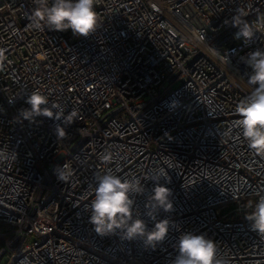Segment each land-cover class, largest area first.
I'll return each mask as SVG.
<instances>
[{"label": "built area", "instance_id": "obj_1", "mask_svg": "<svg viewBox=\"0 0 264 264\" xmlns=\"http://www.w3.org/2000/svg\"><path fill=\"white\" fill-rule=\"evenodd\" d=\"M96 31L36 30L32 0H0V264H172L183 233L217 243L221 264H264V236L245 217L264 195V155L248 147L236 108L254 85L242 61L264 33L243 43L231 18L264 13V0H99ZM228 21V24H225ZM78 116L16 119L27 96ZM10 101H13L10 103ZM16 153V159L12 154ZM111 156L105 161L103 156ZM68 166L72 175L59 181ZM159 183L171 190L173 211L155 249L117 230L99 236L85 211L98 178L139 177L133 218L154 226L145 203Z\"/></svg>", "mask_w": 264, "mask_h": 264}, {"label": "clouds", "instance_id": "obj_2", "mask_svg": "<svg viewBox=\"0 0 264 264\" xmlns=\"http://www.w3.org/2000/svg\"><path fill=\"white\" fill-rule=\"evenodd\" d=\"M99 0H32L35 5L31 15V26L36 30L45 28L53 31L71 30L74 36L88 37L92 35L98 26V17L95 11V4ZM249 14L243 8H239L231 18V26L236 28L234 38L242 39L243 43L251 41L254 36L264 33V13L257 15L255 21L249 23L244 17ZM228 24V21H225ZM3 53L0 51V59ZM242 61L251 70L248 82L254 85L249 96L242 100L236 111L240 119L236 121L237 126L242 130L243 137L248 141V147L255 153L264 155V50L257 48L247 54ZM13 101H10L12 103ZM29 107L19 110L16 119L35 122L37 117H47L53 120H63V126L57 124L55 135L59 139L66 137L64 125H71L78 116L74 109L65 115L64 110L54 104V111L46 106L49 103L48 97L39 91H33L25 101ZM6 154L0 151V160L6 159ZM16 159V153L12 154ZM105 161L111 156L102 157ZM60 167V166H57ZM56 167V168H57ZM59 181H67L72 175L67 165L64 171L57 173ZM164 178L170 182V176L160 168L154 174H145L144 180H151L155 183L152 194L148 196L145 203L146 215L154 221L151 230L143 219L133 218L134 197L144 195L145 184L141 178H121L119 175L108 172L98 178V186L94 189V198L85 211L90 214L88 222L93 226L94 231L101 237L113 235L120 230L121 239L134 241L138 237L143 239L145 247L155 249L156 245L163 242L169 232V219H157L159 210L164 212L173 211V203L169 199L171 190L159 183ZM251 222V228L259 235L264 236V195H260L254 210L245 217ZM178 254L172 264H221L217 259V243L208 238L205 234L183 233L180 235L176 245Z\"/></svg>", "mask_w": 264, "mask_h": 264}, {"label": "trees", "instance_id": "obj_3", "mask_svg": "<svg viewBox=\"0 0 264 264\" xmlns=\"http://www.w3.org/2000/svg\"><path fill=\"white\" fill-rule=\"evenodd\" d=\"M2 228V225L0 224V229ZM3 239H4V236H0V245L2 244L3 242Z\"/></svg>", "mask_w": 264, "mask_h": 264}]
</instances>
